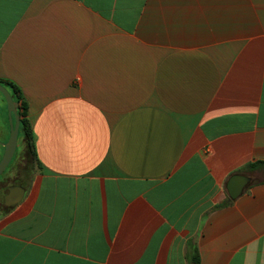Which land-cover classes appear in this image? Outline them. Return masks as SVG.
<instances>
[{
	"label": "crops",
	"instance_id": "crops-1",
	"mask_svg": "<svg viewBox=\"0 0 264 264\" xmlns=\"http://www.w3.org/2000/svg\"><path fill=\"white\" fill-rule=\"evenodd\" d=\"M0 81L38 160L0 264H264V0H0Z\"/></svg>",
	"mask_w": 264,
	"mask_h": 264
},
{
	"label": "water",
	"instance_id": "water-1",
	"mask_svg": "<svg viewBox=\"0 0 264 264\" xmlns=\"http://www.w3.org/2000/svg\"><path fill=\"white\" fill-rule=\"evenodd\" d=\"M0 94L7 104L10 136L7 143L3 144L4 153L0 159V176L6 171L11 163L18 144L20 117L18 115L19 103L15 102L9 90L0 83ZM250 178L242 175L232 176L227 183V192L231 199H236L249 183ZM24 189L19 186L8 187L0 193V201L7 206H14L22 201Z\"/></svg>",
	"mask_w": 264,
	"mask_h": 264
},
{
	"label": "rangeland",
	"instance_id": "rangeland-1",
	"mask_svg": "<svg viewBox=\"0 0 264 264\" xmlns=\"http://www.w3.org/2000/svg\"><path fill=\"white\" fill-rule=\"evenodd\" d=\"M0 96H2L0 94ZM10 136L9 131V121L7 114V105L5 103V109L0 113V159L4 153L3 144L7 143ZM37 165L33 159L27 155V151L23 146L21 140L18 139L17 144V156L11 168L5 171V174L0 177V188L4 185L11 184L15 177L18 179L31 178L37 173ZM2 181V182H1ZM29 182V181H28ZM23 189L27 188L24 182H18ZM27 194L25 199H27ZM22 202V201H21ZM20 202V203H21ZM19 206V203L14 206H7V209L0 207V217L4 215L5 212H11L13 209Z\"/></svg>",
	"mask_w": 264,
	"mask_h": 264
},
{
	"label": "trees",
	"instance_id": "trees-1",
	"mask_svg": "<svg viewBox=\"0 0 264 264\" xmlns=\"http://www.w3.org/2000/svg\"><path fill=\"white\" fill-rule=\"evenodd\" d=\"M9 90L12 98L15 102L19 103L18 115L20 117V127H19V136L18 139L21 140L23 146L27 151V155L35 161L38 165L37 155L34 145V137L32 128L29 120L27 119V105L22 101V97L19 93V90L12 83L1 82ZM192 264H200V256L198 249L193 246V253L191 257Z\"/></svg>",
	"mask_w": 264,
	"mask_h": 264
},
{
	"label": "flooded vegetation",
	"instance_id": "flooded-vegetation-1",
	"mask_svg": "<svg viewBox=\"0 0 264 264\" xmlns=\"http://www.w3.org/2000/svg\"><path fill=\"white\" fill-rule=\"evenodd\" d=\"M16 156H17V149H16L15 155H14V157H13L11 163L9 164V166H8V168H7L6 170H8L9 168L12 167V165H13L15 159H16ZM4 174H5V172L2 174V176H3ZM0 177H1V176H0ZM17 181H18V182H19V181H20V182H23V180L18 179V177H15V178L13 179V182H12L11 184L4 185L3 187L0 188V193H1L4 189H6V188H8V187H14V186H19V187H21V185L18 184ZM1 182H2V181H1ZM2 206H3V208L7 209V205H5L3 202L0 201V207H2Z\"/></svg>",
	"mask_w": 264,
	"mask_h": 264
}]
</instances>
